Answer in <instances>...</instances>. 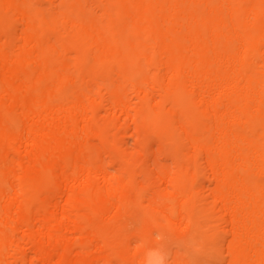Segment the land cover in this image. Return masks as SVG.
<instances>
[{
	"label": "bare ground",
	"instance_id": "bare-ground-1",
	"mask_svg": "<svg viewBox=\"0 0 264 264\" xmlns=\"http://www.w3.org/2000/svg\"><path fill=\"white\" fill-rule=\"evenodd\" d=\"M0 264H264V0H0Z\"/></svg>",
	"mask_w": 264,
	"mask_h": 264
},
{
	"label": "rangeland",
	"instance_id": "rangeland-1",
	"mask_svg": "<svg viewBox=\"0 0 264 264\" xmlns=\"http://www.w3.org/2000/svg\"><path fill=\"white\" fill-rule=\"evenodd\" d=\"M129 142H130V145H131L134 141H133L132 138H130Z\"/></svg>",
	"mask_w": 264,
	"mask_h": 264
}]
</instances>
